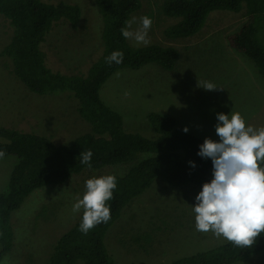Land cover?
<instances>
[{
	"label": "rangeland",
	"instance_id": "1",
	"mask_svg": "<svg viewBox=\"0 0 264 264\" xmlns=\"http://www.w3.org/2000/svg\"><path fill=\"white\" fill-rule=\"evenodd\" d=\"M78 3L82 15L76 27L65 19L54 24L42 46L49 67L62 73H86L103 50L102 17L95 0H47ZM131 19L148 15L152 25L149 43L178 48L177 66L164 69L150 62L139 68H120L102 85L100 95L118 110L127 131L154 137L148 113L172 115L188 131L205 140L219 141L217 114L239 111L249 125L264 126V79L256 65L229 45L227 37L245 20V10H214L194 35L169 38L164 29L178 20L161 10L164 0H141ZM13 33L10 20L0 14V125L47 135L59 143H70L89 131V122L78 112L77 99L68 93L37 94L13 73L12 61L2 54ZM132 45L137 44L128 39ZM214 83L205 90L198 81ZM128 93V95H126ZM17 161L15 155L0 159V192L7 187ZM131 162L85 168L60 184L34 190L12 214V249L0 264H49L60 236L79 219L72 211L76 198L93 176L124 174ZM200 186H173L155 179L150 188L131 200L120 218L107 231L105 241L115 264H169L177 257L215 246L225 239L195 228L192 210ZM151 234L148 242L140 238ZM136 238H140L136 240ZM143 244L145 248L140 247ZM75 264H85L78 260ZM235 264H264V251Z\"/></svg>",
	"mask_w": 264,
	"mask_h": 264
},
{
	"label": "trees",
	"instance_id": "2",
	"mask_svg": "<svg viewBox=\"0 0 264 264\" xmlns=\"http://www.w3.org/2000/svg\"><path fill=\"white\" fill-rule=\"evenodd\" d=\"M102 17L103 50L84 73H62L47 65L42 46L46 35L58 21L65 19L76 27L82 8L78 3L47 0H0V14L10 20L13 33L2 54L12 61L13 73L29 90L37 94L68 93L78 102V112L91 129L78 134L70 143L51 137L0 125V150L15 155L17 161L7 187L0 192V261L13 247L12 214L36 189L60 184L85 168L131 162L117 178L113 199L108 201L111 219L83 234L79 219L64 232L56 244L49 264H115L105 237L120 218L124 207L151 187L155 179L173 186L196 185L202 188L213 178L210 158L198 155L204 140L187 131L172 115L148 113V122L156 136L127 131L122 114L101 97L105 81L120 68H139L154 62L164 69L177 66L180 52L170 44L151 42L132 45L120 29L142 6L141 0H95ZM245 10V20L228 35L230 46L243 53L264 79V0H164L162 12L178 20L164 29L169 38L196 34L214 10ZM114 51L123 53L120 64L106 62ZM91 150V167L80 163L82 151ZM4 156V157H5ZM190 162L195 163L192 167ZM148 242L151 234L140 236ZM140 238H136L139 240ZM140 244V243H139ZM145 248L143 244L139 245ZM264 251V235L250 248L235 247L227 240L207 249L180 256L169 264H235Z\"/></svg>",
	"mask_w": 264,
	"mask_h": 264
},
{
	"label": "clouds",
	"instance_id": "3",
	"mask_svg": "<svg viewBox=\"0 0 264 264\" xmlns=\"http://www.w3.org/2000/svg\"><path fill=\"white\" fill-rule=\"evenodd\" d=\"M136 18L125 22L120 29L126 39L137 44H148V32L152 19L148 15L139 18V27L133 29ZM106 62L120 64L123 53L114 51ZM205 90H217L209 81H198ZM128 95V93H126ZM215 125L219 141L206 138L200 145L198 155L210 158L213 163V178L205 182L195 197L192 210L195 228L202 233L211 232L235 247L250 248L264 235V126L249 125L245 117L232 110L230 114L218 113ZM183 131L187 132L185 127ZM6 155L0 150V159ZM91 150L82 151L80 163L91 167ZM195 167L194 162H190ZM117 188L115 175L93 176L85 181V191L76 198L72 211H82L79 230H90L111 219L108 201L113 199Z\"/></svg>",
	"mask_w": 264,
	"mask_h": 264
}]
</instances>
